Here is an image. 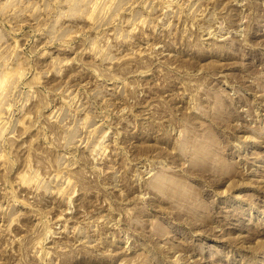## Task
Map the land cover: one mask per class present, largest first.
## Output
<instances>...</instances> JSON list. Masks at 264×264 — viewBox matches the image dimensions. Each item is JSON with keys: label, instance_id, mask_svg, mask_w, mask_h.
I'll use <instances>...</instances> for the list:
<instances>
[{"label": "rangeland", "instance_id": "rangeland-1", "mask_svg": "<svg viewBox=\"0 0 264 264\" xmlns=\"http://www.w3.org/2000/svg\"><path fill=\"white\" fill-rule=\"evenodd\" d=\"M0 264H264V0H0Z\"/></svg>", "mask_w": 264, "mask_h": 264}]
</instances>
